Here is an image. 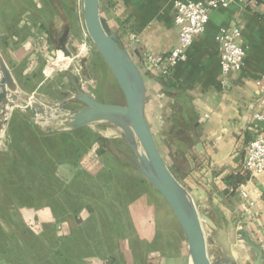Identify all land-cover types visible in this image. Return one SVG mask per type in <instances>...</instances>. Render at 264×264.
<instances>
[{
    "label": "rangeland",
    "instance_id": "rangeland-1",
    "mask_svg": "<svg viewBox=\"0 0 264 264\" xmlns=\"http://www.w3.org/2000/svg\"><path fill=\"white\" fill-rule=\"evenodd\" d=\"M0 1V52L25 92L60 99L79 84L99 102L125 104L86 33L83 0ZM65 30L69 56L57 49ZM81 106L72 100L66 108ZM41 129L12 111L0 150V264H188L177 219L130 161L120 129L107 122L66 134ZM162 136L155 132L156 143L181 182ZM100 138L106 155L95 153ZM231 233L206 230L209 254L223 258L210 248L217 238L240 264H252L254 253Z\"/></svg>",
    "mask_w": 264,
    "mask_h": 264
},
{
    "label": "crops",
    "instance_id": "crops-1",
    "mask_svg": "<svg viewBox=\"0 0 264 264\" xmlns=\"http://www.w3.org/2000/svg\"><path fill=\"white\" fill-rule=\"evenodd\" d=\"M174 2L100 0V15L143 74L147 123L154 137L157 131L163 133L170 164L181 165L176 167L181 183L197 209L216 224L212 232L228 229L253 252L241 239L244 233L261 248L264 264V171L250 178L242 169L250 141L264 133V119L258 117L264 116V93L256 84L264 74V2L255 9L232 4L212 10L205 31L186 50V59L162 76L147 56L166 55L177 45ZM234 27L241 31L245 62L224 83L217 36ZM237 186L244 187L247 198L231 191ZM211 241L210 248L223 246L217 238Z\"/></svg>",
    "mask_w": 264,
    "mask_h": 264
},
{
    "label": "water",
    "instance_id": "water-1",
    "mask_svg": "<svg viewBox=\"0 0 264 264\" xmlns=\"http://www.w3.org/2000/svg\"><path fill=\"white\" fill-rule=\"evenodd\" d=\"M83 21L93 46L122 90L125 104L99 102L79 84L72 93L60 99L29 94L21 88L0 52V150L15 109L29 115L46 133L73 131L96 122L114 125L122 131L123 140L133 153L130 161L163 197L177 219L187 240L188 264L189 260L192 264H240L222 246H219L222 259L216 260L209 254L206 230L216 231L218 228L207 213L197 209L191 194L164 160L145 117L146 84L143 74L101 17L100 0H83ZM67 37L68 30H65L57 49L69 56ZM72 100L82 106L67 109ZM240 235L255 253L252 264H263L261 248L244 233Z\"/></svg>",
    "mask_w": 264,
    "mask_h": 264
},
{
    "label": "built area",
    "instance_id": "built-area-1",
    "mask_svg": "<svg viewBox=\"0 0 264 264\" xmlns=\"http://www.w3.org/2000/svg\"><path fill=\"white\" fill-rule=\"evenodd\" d=\"M260 2L261 0H207L206 2L175 0L174 23L178 27V43L168 54L156 57L148 55L147 60L160 71L162 76H166L171 67L186 59V50L191 46L194 38L205 31L212 10L226 8L232 4L255 9ZM217 40L221 44L220 74L223 82L226 83L229 74L243 68L246 50L241 43V31L238 27H234L230 31L222 30L218 34ZM164 61L167 64L163 67ZM256 84L264 93V74L257 78ZM258 117L264 119L263 115H258ZM242 169L250 178L263 173L264 133H258L250 141ZM231 191L239 192L243 198H247V191L242 186L232 188Z\"/></svg>",
    "mask_w": 264,
    "mask_h": 264
},
{
    "label": "trees",
    "instance_id": "trees-1",
    "mask_svg": "<svg viewBox=\"0 0 264 264\" xmlns=\"http://www.w3.org/2000/svg\"><path fill=\"white\" fill-rule=\"evenodd\" d=\"M261 1H263V0H261ZM264 2V1H263ZM83 128V127H82ZM42 130V129H41ZM78 130V129H77ZM42 132V134L43 135H52V134H56L57 132H55V133H46V132H44L43 130L41 131ZM71 132H76V131H60V133H71ZM98 142L100 143L99 144V148H98V150H96L95 151V153L96 154H99V155H106L107 154V152H108V148L105 146V143H106V140L105 139H103V138H100L99 140H98ZM171 170H172V168H171ZM173 171V170H172Z\"/></svg>",
    "mask_w": 264,
    "mask_h": 264
},
{
    "label": "bare ground",
    "instance_id": "bare-ground-1",
    "mask_svg": "<svg viewBox=\"0 0 264 264\" xmlns=\"http://www.w3.org/2000/svg\"><path fill=\"white\" fill-rule=\"evenodd\" d=\"M61 52H62V51H61ZM62 53H63V52H62ZM63 54H64V53H63ZM63 54L60 53V54H58L57 57L60 56V57L64 58V57H63ZM66 61H70V60L66 59ZM47 68H48V67H47ZM47 68H46L45 72H46L47 75H49L52 71L48 73V72H47ZM53 70H54V69H53ZM191 263H192L191 260H189V264H191Z\"/></svg>",
    "mask_w": 264,
    "mask_h": 264
}]
</instances>
